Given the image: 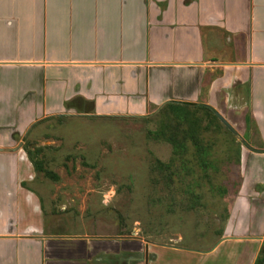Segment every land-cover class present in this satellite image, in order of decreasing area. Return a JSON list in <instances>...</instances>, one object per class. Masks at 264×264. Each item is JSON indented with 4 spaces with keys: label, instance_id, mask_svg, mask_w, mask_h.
I'll return each instance as SVG.
<instances>
[{
    "label": "crops",
    "instance_id": "1",
    "mask_svg": "<svg viewBox=\"0 0 264 264\" xmlns=\"http://www.w3.org/2000/svg\"><path fill=\"white\" fill-rule=\"evenodd\" d=\"M167 102L208 106L243 133L250 120L229 226L263 239L264 0H0V264H146L117 239L46 232L20 143L49 116Z\"/></svg>",
    "mask_w": 264,
    "mask_h": 264
},
{
    "label": "rangeland",
    "instance_id": "2",
    "mask_svg": "<svg viewBox=\"0 0 264 264\" xmlns=\"http://www.w3.org/2000/svg\"><path fill=\"white\" fill-rule=\"evenodd\" d=\"M180 108L35 122L20 143L31 215L46 232L117 239L146 264H254L263 239L239 240L229 226L239 222L233 205L252 124L246 118L243 133L225 114L229 126L202 106Z\"/></svg>",
    "mask_w": 264,
    "mask_h": 264
},
{
    "label": "trees",
    "instance_id": "3",
    "mask_svg": "<svg viewBox=\"0 0 264 264\" xmlns=\"http://www.w3.org/2000/svg\"><path fill=\"white\" fill-rule=\"evenodd\" d=\"M164 105L168 106L173 111L182 110V108H180V106L199 105V106H202L203 108L210 110L211 112H213L215 114V111L212 108L205 106V105H200V104H183V103H176V102H167ZM215 116H216V114H215ZM263 263H264V238H263V244L261 246V249L259 250V253L256 257L254 264H263Z\"/></svg>",
    "mask_w": 264,
    "mask_h": 264
},
{
    "label": "flooded vegetation",
    "instance_id": "4",
    "mask_svg": "<svg viewBox=\"0 0 264 264\" xmlns=\"http://www.w3.org/2000/svg\"><path fill=\"white\" fill-rule=\"evenodd\" d=\"M136 254H137V256H143L142 251H141V252H137ZM148 258H149V260H148V259H147V260H148L149 262H150V261L153 262V261L156 260V257L154 256V254H150Z\"/></svg>",
    "mask_w": 264,
    "mask_h": 264
},
{
    "label": "water",
    "instance_id": "5",
    "mask_svg": "<svg viewBox=\"0 0 264 264\" xmlns=\"http://www.w3.org/2000/svg\"><path fill=\"white\" fill-rule=\"evenodd\" d=\"M216 116L218 117V119L226 126H229V124L227 123V121L221 116L219 115L218 113H215Z\"/></svg>",
    "mask_w": 264,
    "mask_h": 264
}]
</instances>
